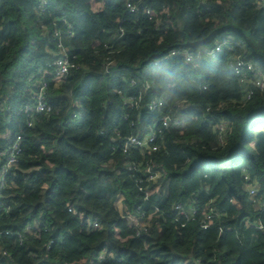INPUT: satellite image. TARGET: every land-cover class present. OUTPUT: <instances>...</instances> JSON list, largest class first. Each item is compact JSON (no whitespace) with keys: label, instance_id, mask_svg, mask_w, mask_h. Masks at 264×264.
<instances>
[{"label":"trees","instance_id":"trees-1","mask_svg":"<svg viewBox=\"0 0 264 264\" xmlns=\"http://www.w3.org/2000/svg\"><path fill=\"white\" fill-rule=\"evenodd\" d=\"M49 1L38 13L41 0H0V169L22 138L2 191L0 264H264V231L247 226L264 223V93L243 102L234 53L205 52L232 36L264 72V10L254 0H99V11L93 0ZM59 44L77 68L56 83L40 70ZM44 84L54 113L28 112ZM153 100L189 121L164 128L145 109ZM184 100L193 109L177 113ZM222 119L225 144L211 126ZM154 125L158 151L124 153ZM149 169L160 178L149 182ZM177 205L196 212L177 222Z\"/></svg>","mask_w":264,"mask_h":264},{"label":"built area","instance_id":"built-area-1","mask_svg":"<svg viewBox=\"0 0 264 264\" xmlns=\"http://www.w3.org/2000/svg\"><path fill=\"white\" fill-rule=\"evenodd\" d=\"M52 5V2L49 0H41L39 5L36 7L35 11L38 13H44L50 6ZM254 6L257 10H264V0H254ZM129 11L131 13H137L138 9L131 4L127 5ZM147 15H152V12L150 10H145ZM69 27L70 25L67 24ZM243 46L242 42L237 41L232 36L224 37L221 40H218L215 43L214 49L212 50H206L208 57L215 59L219 54H222L224 52H230L234 53L232 57L229 58L228 63V71L235 76L240 83V86L242 87V95H243V102H247L252 100L256 94L258 93H264V72L261 71L253 62L247 61L244 59L242 54H238L236 52V49L234 47L235 44ZM54 56L56 57L55 61L53 63L46 64L44 69L40 70L41 75L43 77H51L52 80L56 83L63 82L67 76L70 74L71 70L74 68H77L76 64L72 63L68 58V51L67 49L62 45L59 44L57 46L56 51L53 52ZM181 54L179 50H173L169 53L168 56L165 58H162L160 62H163V60L177 57ZM183 54L186 56V64L192 65L194 68L198 67L197 63L194 61V56L188 52H183ZM159 62H156L155 65H157ZM149 88V87H148ZM206 89V88H204ZM35 99L37 100V104L33 106H29L27 108L28 112H35V113H41V114H48L52 115L54 113V110L52 106H50L47 102V93H46V85L44 84L38 92L34 94ZM141 99L136 98H129L126 99L125 102L127 105H131V107H137L139 108ZM168 103L164 100L158 101L153 100L149 102L145 109H148L151 112H159L162 115L160 118V122L162 123L163 127L166 129L169 128H182L186 125V123L189 121L190 117L188 114H185L182 117H173L171 116V112L166 114L164 113V110L167 108ZM177 113L182 111L183 109L189 110L193 109V105L189 104L187 100L179 101L176 103ZM209 111V108L206 109V112ZM77 118V114L73 115V119ZM211 126L213 127V132L219 134V141L221 144L226 143V132L228 129L231 128V123L226 121L225 119H222L218 122L211 123ZM150 133L145 136V138L140 137H129L127 138L123 150L125 154H128L131 150H142V151H148V152H156L159 150V146H157L156 140H157V134H156V126H150L149 128ZM21 136L16 135L15 140L13 142V146L11 149H9L6 152H2L1 156L7 157L6 164L3 165V167L0 169V214L2 212H5V207L2 204L6 203L5 199L2 196V191L6 190L8 188V182L7 177L10 174V171L12 170L13 165L15 164L17 160V155L20 152V145H21ZM148 181L153 182L156 181L158 178H160V174L158 172H154L152 170H148ZM245 180L247 181L246 191L248 194V197L251 200L255 199V196L259 192V186L258 184L252 182V179L249 177V175L245 174ZM149 196V194H148ZM263 206L264 210V205ZM119 207L122 210L121 201L119 202ZM174 210L176 212V221L179 222L182 219H188L192 214H195L196 210L191 208H186L181 205H177L174 207ZM70 212H72V209H69ZM213 214H208L207 218L204 220V228L207 229L210 227V224L212 223ZM90 225H92L95 228H98L99 225L96 222H89ZM248 227H255L258 230L264 231V223L262 221H247ZM37 228V225H31L27 227L26 232L32 233L34 229ZM7 235L10 234V232H6Z\"/></svg>","mask_w":264,"mask_h":264},{"label":"crops","instance_id":"crops-1","mask_svg":"<svg viewBox=\"0 0 264 264\" xmlns=\"http://www.w3.org/2000/svg\"><path fill=\"white\" fill-rule=\"evenodd\" d=\"M92 7L94 11H99L103 7V2L99 0H93Z\"/></svg>","mask_w":264,"mask_h":264},{"label":"rangeland","instance_id":"rangeland-1","mask_svg":"<svg viewBox=\"0 0 264 264\" xmlns=\"http://www.w3.org/2000/svg\"><path fill=\"white\" fill-rule=\"evenodd\" d=\"M119 205V204H118Z\"/></svg>","mask_w":264,"mask_h":264}]
</instances>
